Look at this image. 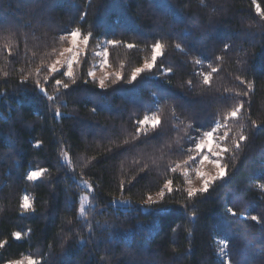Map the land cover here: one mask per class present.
Listing matches in <instances>:
<instances>
[{
	"label": "trees",
	"instance_id": "obj_1",
	"mask_svg": "<svg viewBox=\"0 0 264 264\" xmlns=\"http://www.w3.org/2000/svg\"><path fill=\"white\" fill-rule=\"evenodd\" d=\"M256 4L264 10V0ZM77 28L92 36L73 84L65 68L47 69ZM157 41L165 48L156 66L130 83ZM104 43L109 73L101 88L88 73ZM210 64L217 71L206 85L199 73L211 72ZM247 82L253 91L238 96ZM240 101L223 143L232 148L238 134L247 140L223 154L226 176L189 199L196 164L184 174L183 153L194 149L188 137L210 130ZM153 113L160 126L136 137L137 121ZM40 169L47 171L27 179ZM168 179L173 193L146 202ZM261 185L264 18L253 0H0V264L29 256L41 264H264ZM121 198L128 203H112Z\"/></svg>",
	"mask_w": 264,
	"mask_h": 264
},
{
	"label": "snow or ice",
	"instance_id": "obj_2",
	"mask_svg": "<svg viewBox=\"0 0 264 264\" xmlns=\"http://www.w3.org/2000/svg\"><path fill=\"white\" fill-rule=\"evenodd\" d=\"M203 2V0H202ZM253 3L256 6V11L257 13L261 16V18H264V10H262L260 8L259 4H256V0H253ZM70 37H71V45L72 47L66 48L64 49V51L60 52V56H64V52H69L72 53L71 59H69L67 61V71L63 73L64 76H67L69 78H71L72 83L74 84L75 78H74V74H73V63L77 62V56L79 55V52L76 48L77 45V41L82 39V43L85 45V47L88 45L89 39L92 36V33L89 32L87 35H82L81 31L79 28L72 30L69 33ZM67 37L65 36H61L60 39L63 41L65 40ZM107 43L112 44V45H118L121 42L118 40H109L107 41ZM129 49L135 47V45L133 44H127L126 45ZM177 48L180 47V45H176ZM225 47L227 48V45H225ZM164 48L165 45L162 44L160 41H157L156 43H154L152 45V55H151V59L150 60H145L144 64L142 67H136L133 69L132 73H131V77L129 79V82H134L137 80V77L145 72V71H151V69L153 67L156 66V61L157 58L162 56L164 53ZM107 50H105L104 52V56L107 57ZM97 55H100V53H97ZM217 59L219 60L220 57H217ZM104 63H107V59L104 60ZM195 63H200L199 60L195 61ZM58 64H61V61L59 59H57L53 64H51L48 67V72L49 73H57L59 72V68L57 67ZM63 66V65H61ZM209 67L211 68V72L208 73H204L201 72L199 73V75H201L203 77V83L204 84H209L210 79H211V73L212 72H216L217 68L212 67V65L210 64ZM37 72L40 71V69L36 70ZM168 72H171L172 70L169 68L167 69ZM5 75H7L5 73ZM89 76H94L93 72H89L88 73ZM25 80L27 79V77L24 78ZM45 80L48 79L47 76L44 77ZM116 80H120L123 79V76L120 73L116 74L115 77ZM237 80H240L241 84H245L246 82L241 79L239 76L236 77ZM115 82V80L113 81ZM37 87L40 86V81L37 80L35 81ZM85 83H87V81H85ZM55 84L57 86H62L63 88L67 89L69 87V84L67 83H63L62 80L60 79H56L55 80ZM189 84H191V81H189ZM99 85L101 88H103L105 86V80L102 78L99 81ZM254 89V85L252 82H247V91H244L243 93H237V95H243V96H248L249 92L253 91ZM41 92H45V89L41 88L40 89ZM45 94H47L45 92ZM49 100H53L54 97L52 96H48ZM244 108V101H240L238 102L230 111H228L223 118V121H221L220 119L215 120L214 125L211 126L210 130H205L203 131L200 135H198L197 137L193 138L191 136L188 137V140L192 143H194V149L193 148H189L187 149L186 153H183L185 155H187V159L183 161V171L184 174H187V166L190 164H196L197 162V157H199V165H204L206 162L213 164L217 169V173L214 177H210L209 175L202 171L199 166H197L195 169H193L197 176H199L203 183H202V187L197 189L194 187L189 186L186 189L187 192V197L189 199H191L192 197L198 195V194H202V193H207L209 190V187L211 185V183L217 179H223L226 176V168L227 165L222 164L221 163V159L224 153H228L229 151H239L240 147H241V142L246 141L247 140V136H245L244 134H238L237 137L233 138V147L229 148L228 146H226L223 142L229 139V131L230 129L228 128V125L226 123L227 120L231 119V120H235L238 119L242 109ZM57 115H59V112H57ZM252 127L255 128L257 127V122L256 121H252ZM137 124L140 125V127H138L136 129V137H138L139 135L143 134V135H147V129L150 128L152 131H155L161 124V120L159 115L153 113L151 116L149 115H145L143 117V119H140L137 121ZM189 127H191V125H189ZM221 129H225V131L223 132L222 135H220V130ZM195 131L200 132V129H195ZM134 137V138H136ZM215 145V147L213 146ZM193 152H195V154L193 155ZM181 164H177L176 167L172 168L171 171L176 172L178 168H181ZM46 169H40L38 171H31L27 174V179L28 180H35L38 177H40L44 172H46ZM82 184L85 185V187L89 190L92 191V187L91 185L88 184L87 181H81ZM187 183L189 185H191V180H188ZM173 181L171 179H168L164 182L163 187L160 188V190L158 192H156V197L158 198L157 200L153 199L152 195H148L147 196V200L146 202H150V203H157L158 201H162L167 194H172L173 193V187H172ZM123 182H121V191H123ZM262 188H264V185H261ZM88 196L84 195L80 197V209H79V215L81 217H85V214L87 212V209L85 208V203L88 202ZM112 203H119L121 205L123 204H127L128 201H125L121 198V200L119 201H115L113 200ZM22 208H24L25 210H28L31 205L29 203V198L28 196L24 197V203L21 205ZM229 213L233 216L236 215V213L229 208L228 209ZM194 215V214H193ZM251 219L253 221H257L259 222L260 218L257 217L256 215L251 216ZM14 236L16 239H20L21 238V234L19 232L14 233ZM3 243H0V247H3ZM224 247H227V244L225 243ZM221 255H224V249H221L220 252ZM28 264H41V262L39 260H35L32 257H26ZM9 264H23V261H9Z\"/></svg>",
	"mask_w": 264,
	"mask_h": 264
},
{
	"label": "rangeland",
	"instance_id": "obj_3",
	"mask_svg": "<svg viewBox=\"0 0 264 264\" xmlns=\"http://www.w3.org/2000/svg\"><path fill=\"white\" fill-rule=\"evenodd\" d=\"M68 39L70 42L71 41L70 35H68ZM69 47H72L71 43H70ZM76 48L79 52V55L77 56V61H78L80 54L85 49V45L82 43V39L77 41ZM105 50H107V49H106V44L104 43V44H102V46L100 47V49L98 51V53H100V55H97L98 56V62L95 64V67L92 70V72L94 73V76H91V78L97 79L98 81H100V79L103 78L106 82L109 72H108V63H106V64L104 63V60L107 59V57L104 56ZM71 56H72V53L64 52V56H60L58 58L61 61V64L57 65L59 70L65 68V70L67 71V61L69 59H71ZM75 63L76 62L73 63V66ZM61 65H63V66H61ZM213 146L215 147V145H213ZM198 162H199V159L196 162L195 168L197 166H199V168L202 171L206 172L209 175V178L214 177L216 175L218 169L213 164L206 162L204 165H199ZM202 183H203L202 179L199 176H197L196 172L193 170V173L191 175V187L199 189L202 187ZM222 248H224L223 244L221 245V249ZM221 256H223V255H221ZM23 264H28L27 259L23 260Z\"/></svg>",
	"mask_w": 264,
	"mask_h": 264
}]
</instances>
